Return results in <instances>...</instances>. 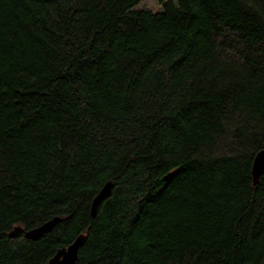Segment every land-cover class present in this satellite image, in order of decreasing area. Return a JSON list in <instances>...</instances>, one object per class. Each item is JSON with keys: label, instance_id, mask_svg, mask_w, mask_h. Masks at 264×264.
<instances>
[{"label": "trees", "instance_id": "trees-1", "mask_svg": "<svg viewBox=\"0 0 264 264\" xmlns=\"http://www.w3.org/2000/svg\"><path fill=\"white\" fill-rule=\"evenodd\" d=\"M141 1L0 0V264H264V0Z\"/></svg>", "mask_w": 264, "mask_h": 264}, {"label": "water", "instance_id": "water-1", "mask_svg": "<svg viewBox=\"0 0 264 264\" xmlns=\"http://www.w3.org/2000/svg\"><path fill=\"white\" fill-rule=\"evenodd\" d=\"M264 172V143L263 147L256 153L251 173L253 176L254 185H257L261 175ZM113 182L107 181L93 198L91 203V216L95 217L98 212V207L101 203L111 195ZM62 220L60 216H53L47 221L26 229L21 224L15 225L7 232L9 238H15L23 234L27 239L36 240L43 234L49 232L58 222ZM86 240V234H79L69 245L63 246L49 259L48 264H74L78 258L79 249L82 247Z\"/></svg>", "mask_w": 264, "mask_h": 264}, {"label": "rangeland", "instance_id": "rangeland-1", "mask_svg": "<svg viewBox=\"0 0 264 264\" xmlns=\"http://www.w3.org/2000/svg\"><path fill=\"white\" fill-rule=\"evenodd\" d=\"M139 7H144L156 11L160 9V4L157 0H143L139 4Z\"/></svg>", "mask_w": 264, "mask_h": 264}, {"label": "bare ground", "instance_id": "bare-ground-1", "mask_svg": "<svg viewBox=\"0 0 264 264\" xmlns=\"http://www.w3.org/2000/svg\"><path fill=\"white\" fill-rule=\"evenodd\" d=\"M106 200V199H105Z\"/></svg>", "mask_w": 264, "mask_h": 264}]
</instances>
